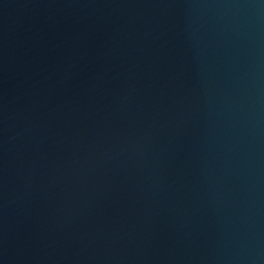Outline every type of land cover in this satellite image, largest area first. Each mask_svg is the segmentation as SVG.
I'll return each instance as SVG.
<instances>
[{
    "label": "water",
    "instance_id": "95a60500",
    "mask_svg": "<svg viewBox=\"0 0 264 264\" xmlns=\"http://www.w3.org/2000/svg\"><path fill=\"white\" fill-rule=\"evenodd\" d=\"M0 264H264V0H0Z\"/></svg>",
    "mask_w": 264,
    "mask_h": 264
}]
</instances>
